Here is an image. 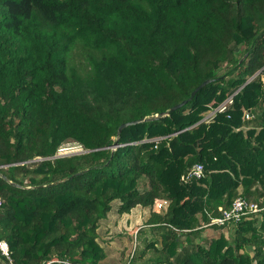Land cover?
Instances as JSON below:
<instances>
[{
  "label": "trees",
  "instance_id": "obj_1",
  "mask_svg": "<svg viewBox=\"0 0 264 264\" xmlns=\"http://www.w3.org/2000/svg\"><path fill=\"white\" fill-rule=\"evenodd\" d=\"M0 172L5 264H101L114 202L142 264H264V0H0Z\"/></svg>",
  "mask_w": 264,
  "mask_h": 264
},
{
  "label": "rangeland",
  "instance_id": "obj_2",
  "mask_svg": "<svg viewBox=\"0 0 264 264\" xmlns=\"http://www.w3.org/2000/svg\"><path fill=\"white\" fill-rule=\"evenodd\" d=\"M213 112L205 115L204 120L209 119ZM75 151L78 152L79 149L67 145L60 154L67 155L76 153ZM142 186H144V180L140 184V187ZM118 205V202H114L112 211L107 218L100 221L98 242L104 251V259L101 264H142L143 261L134 258L137 252L145 247L142 237H137V234L141 228H144L145 233L148 234L149 230L145 227V223L150 217V210L138 207L129 215L119 216L116 213ZM159 208V205L155 207L156 210ZM260 215L261 213L254 216L256 226H259L263 221L262 216L259 217ZM223 232L228 234L226 228L223 229ZM217 235V231L214 232L211 228L205 229L204 236L215 237ZM147 238L150 241L153 237L149 233ZM150 256L152 255L148 254L146 258Z\"/></svg>",
  "mask_w": 264,
  "mask_h": 264
},
{
  "label": "built area",
  "instance_id": "obj_3",
  "mask_svg": "<svg viewBox=\"0 0 264 264\" xmlns=\"http://www.w3.org/2000/svg\"><path fill=\"white\" fill-rule=\"evenodd\" d=\"M231 103H232V97H230L224 104H222L218 108V110L224 111L226 109V106ZM245 118L249 120L252 118V115L248 113L246 114ZM203 172H204L203 166L201 164H196L187 172L185 176H183L182 179L185 181H189L190 179H200L203 176ZM159 207L160 208L164 207V204L163 205L160 204ZM262 211L263 209L260 208L257 203L239 197L234 201L231 209L224 210L219 217L212 219L211 224L224 226L231 222L238 223L244 217L256 216L260 214ZM0 257L11 263V252L9 245L6 241H0ZM55 262L60 264H70L68 261H62V260H56Z\"/></svg>",
  "mask_w": 264,
  "mask_h": 264
},
{
  "label": "water",
  "instance_id": "obj_4",
  "mask_svg": "<svg viewBox=\"0 0 264 264\" xmlns=\"http://www.w3.org/2000/svg\"><path fill=\"white\" fill-rule=\"evenodd\" d=\"M246 56L243 57V59L241 60V62L244 60ZM240 62V63H241ZM212 80H207L205 82H203L192 94H191V97L189 98V100H185L183 102H181L180 104H177L176 106L172 107L170 110H168L167 112L165 113H162L160 115H156L154 117H147V118H143V119H139V120H135V121H132V122H128V123H124L122 124L119 129H118V134L121 133V131L127 127H130V126H134V125H137V124H141V123H146V122H152V121H156V120H159L163 117H166V116H170L172 113H174L175 111L181 109L183 106H185L190 100H192V98L196 95V93L198 91H200L203 87H205L207 84L211 83ZM118 147V145L116 144L114 147H113V150H116V148ZM66 155V154H65ZM69 155V154H67ZM64 155L62 154H59L58 156L54 157V158H58V157H62ZM0 178H2L4 181H6L7 183L13 185V186H16V187H20L19 185L15 184V183H12L6 176H4L1 172H0ZM64 181V180H63ZM61 181L57 182L56 184L60 183Z\"/></svg>",
  "mask_w": 264,
  "mask_h": 264
},
{
  "label": "crops",
  "instance_id": "obj_5",
  "mask_svg": "<svg viewBox=\"0 0 264 264\" xmlns=\"http://www.w3.org/2000/svg\"><path fill=\"white\" fill-rule=\"evenodd\" d=\"M259 217H261V215H260ZM0 264H4V263L2 262V260L0 261Z\"/></svg>",
  "mask_w": 264,
  "mask_h": 264
},
{
  "label": "bare ground",
  "instance_id": "obj_6",
  "mask_svg": "<svg viewBox=\"0 0 264 264\" xmlns=\"http://www.w3.org/2000/svg\"><path fill=\"white\" fill-rule=\"evenodd\" d=\"M76 152V151H75ZM71 156V155H70ZM33 163V162H32ZM28 165V164H27ZM118 244V243H117Z\"/></svg>",
  "mask_w": 264,
  "mask_h": 264
}]
</instances>
